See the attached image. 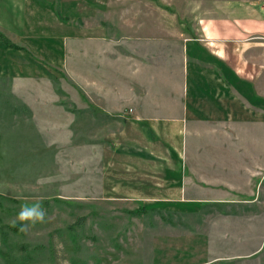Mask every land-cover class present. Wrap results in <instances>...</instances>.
<instances>
[{"label":"rangeland","instance_id":"374dc122","mask_svg":"<svg viewBox=\"0 0 264 264\" xmlns=\"http://www.w3.org/2000/svg\"><path fill=\"white\" fill-rule=\"evenodd\" d=\"M28 2L30 32L41 4L94 36L70 41L61 67L38 58L44 69L0 43V264H264L262 125L191 126L189 178L220 202L132 214L100 196L122 113L181 102L180 32L199 26L207 0ZM35 202L46 222L12 227Z\"/></svg>","mask_w":264,"mask_h":264},{"label":"crops","instance_id":"0c3cea01","mask_svg":"<svg viewBox=\"0 0 264 264\" xmlns=\"http://www.w3.org/2000/svg\"><path fill=\"white\" fill-rule=\"evenodd\" d=\"M207 3L199 26L180 32L183 44L176 64L181 69V102L161 107L155 101L158 107L145 104L123 112L116 148L105 154L100 196L130 212H190L222 201L189 178L186 148L191 126H264V0H232L230 16L226 0ZM30 5L28 0H3L0 26L18 37L41 69L38 58L61 67L70 41L94 36L93 30L84 34L80 25L41 4L30 32Z\"/></svg>","mask_w":264,"mask_h":264},{"label":"clouds","instance_id":"9594fccd","mask_svg":"<svg viewBox=\"0 0 264 264\" xmlns=\"http://www.w3.org/2000/svg\"><path fill=\"white\" fill-rule=\"evenodd\" d=\"M47 213L41 206L40 202H35L32 204H22L20 210L12 221L10 225L16 227L17 222H20L19 231L22 233H27L31 228L35 227L38 223L46 222Z\"/></svg>","mask_w":264,"mask_h":264},{"label":"trees","instance_id":"16d2710c","mask_svg":"<svg viewBox=\"0 0 264 264\" xmlns=\"http://www.w3.org/2000/svg\"><path fill=\"white\" fill-rule=\"evenodd\" d=\"M0 43H3L5 44V47L7 49H15V50H19V51H24L25 50V47L22 46V47H18L17 45H13L10 40L4 35V33H2L0 31ZM34 60V59H33ZM143 212H147L146 210H142ZM142 212L141 211H135V212H132V214H141ZM18 228V227H16Z\"/></svg>","mask_w":264,"mask_h":264}]
</instances>
